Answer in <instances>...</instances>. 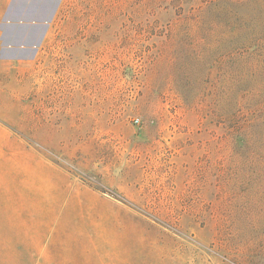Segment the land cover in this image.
Masks as SVG:
<instances>
[{"label": "rangeland", "instance_id": "rangeland-1", "mask_svg": "<svg viewBox=\"0 0 264 264\" xmlns=\"http://www.w3.org/2000/svg\"><path fill=\"white\" fill-rule=\"evenodd\" d=\"M38 206L92 263L264 264V0H64L0 68V264Z\"/></svg>", "mask_w": 264, "mask_h": 264}, {"label": "crops", "instance_id": "crops-1", "mask_svg": "<svg viewBox=\"0 0 264 264\" xmlns=\"http://www.w3.org/2000/svg\"><path fill=\"white\" fill-rule=\"evenodd\" d=\"M63 2L0 0L1 69L32 63L46 46ZM59 214L53 206H38V264H101L87 259L92 251L83 238L82 228L69 233L66 224L59 222ZM78 219L74 216L75 221Z\"/></svg>", "mask_w": 264, "mask_h": 264}]
</instances>
